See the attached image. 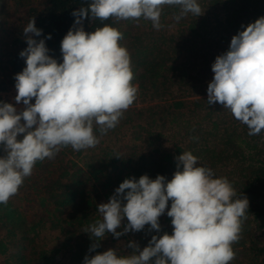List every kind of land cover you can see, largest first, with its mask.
Listing matches in <instances>:
<instances>
[{"label": "trees", "instance_id": "16d2710c", "mask_svg": "<svg viewBox=\"0 0 264 264\" xmlns=\"http://www.w3.org/2000/svg\"><path fill=\"white\" fill-rule=\"evenodd\" d=\"M90 2L0 0V90L15 85V75L26 66L19 53L27 47L23 29L31 18L35 17L36 27L43 30L40 37L33 38L45 39L50 34L51 39H45L49 55L62 62L61 41L74 25L72 13ZM198 3L203 15L188 14L179 21L174 19L178 6H163L159 30L143 18L117 22L114 18L91 20L89 16L83 20L86 32L107 24L123 33L119 43L130 53L132 83L138 86L140 99L107 134L101 135L94 126L99 140L106 138L107 144L80 151L68 146L52 159L37 161L18 193L7 204H0L1 264H52L61 247H66L67 264H83L86 255L109 248L118 256L131 255L129 241L142 250L157 235L147 225L143 231L118 239L106 234L93 253L89 248L95 237L91 239L84 230L101 218L97 205L108 202L126 178L139 179L147 174L155 179L159 174L170 180L177 171L175 158L186 151L198 157L200 166L210 167L217 177H226L238 197L243 194L249 200L240 239L232 245L236 256L230 264H264V130L249 136L247 126L222 105L207 104L215 58L229 49L231 38L243 30L242 25L264 16V0ZM142 23H147L146 30L137 31ZM169 25L174 28L171 32ZM0 102L8 103L1 98ZM166 129L173 131L169 147L155 146ZM128 132L138 144L120 148L117 143ZM65 154L85 161L82 166L73 160L64 161ZM159 222V235L172 233L171 218L166 213ZM125 224L126 218L118 231ZM44 230L62 237L60 248L48 251L38 244L37 237Z\"/></svg>", "mask_w": 264, "mask_h": 264}, {"label": "clouds", "instance_id": "9594fccd", "mask_svg": "<svg viewBox=\"0 0 264 264\" xmlns=\"http://www.w3.org/2000/svg\"><path fill=\"white\" fill-rule=\"evenodd\" d=\"M165 5L178 6L176 21L204 13L198 0H91L72 13L74 25L61 41L62 62L49 55L45 39L50 34L33 38L43 30L35 17L30 19L23 29L27 47L19 53L26 66L14 77V99L24 108L0 102V204L18 193L37 161L52 159L68 146L74 151L95 147L94 126L107 134L137 99L130 53L119 43L123 33L107 24L86 32L83 20L143 18L159 30ZM242 28L211 66L207 104L219 103L247 126L249 136H256L264 130V16ZM175 159L177 171L170 180L159 174L126 178L107 203L97 205L101 218L84 230L95 237L89 253L96 252L106 234L118 239L147 225L157 235L142 250L129 241L131 255L118 256L109 248L86 255L83 264H230L235 259L232 245L240 239L248 198L238 197L226 177L200 166L192 152ZM165 213L172 233L159 235ZM125 218L127 224L118 231Z\"/></svg>", "mask_w": 264, "mask_h": 264}, {"label": "rangeland", "instance_id": "374dc122", "mask_svg": "<svg viewBox=\"0 0 264 264\" xmlns=\"http://www.w3.org/2000/svg\"><path fill=\"white\" fill-rule=\"evenodd\" d=\"M140 24V23H139ZM151 26L153 27V25L151 24ZM140 28L137 29V31L139 30H146L147 28V23H142L140 26ZM167 29H169V32H171V30H174V28L169 25L167 26ZM139 96H137V101L139 100ZM159 129H155L154 132H158ZM171 132H173L171 129H166L163 130L161 136L155 141V146L158 145L160 147H162L163 149H167L171 143ZM136 142V141H135ZM132 139V135L129 134H125L121 137V139L118 141L117 146H120V148L122 147L124 149V147H128L129 145H132L133 143H135ZM108 141L106 140V138H102L99 140V143L97 144V146H103L105 144H107ZM138 144V142H136ZM60 157H57L56 159L59 160ZM63 159L64 161H69V160H73L75 161L78 165H83L85 158H76L70 154H65L63 155ZM91 183V182H90ZM88 185V187H91L90 184ZM106 200H103L102 203H106ZM62 237L57 236V232L54 231H50V230H44L42 231L39 236L37 237V242L39 245H44L45 249H47L48 251H52L53 249H57L60 248V243H61ZM51 254H53V252H51ZM4 256H0V264L3 261ZM68 259V255L66 253V247H61L57 254H55V262H53L52 264H67V260Z\"/></svg>", "mask_w": 264, "mask_h": 264}, {"label": "built area", "instance_id": "2783aa9c", "mask_svg": "<svg viewBox=\"0 0 264 264\" xmlns=\"http://www.w3.org/2000/svg\"><path fill=\"white\" fill-rule=\"evenodd\" d=\"M16 94L17 93H16L15 85H11V86L4 88L3 90H0V98L2 100L7 101L8 103H12L19 111L24 108V105L22 103L16 104L15 99H14Z\"/></svg>", "mask_w": 264, "mask_h": 264}]
</instances>
